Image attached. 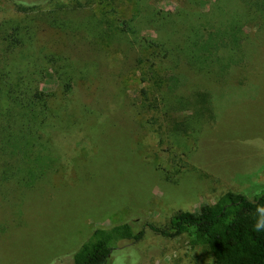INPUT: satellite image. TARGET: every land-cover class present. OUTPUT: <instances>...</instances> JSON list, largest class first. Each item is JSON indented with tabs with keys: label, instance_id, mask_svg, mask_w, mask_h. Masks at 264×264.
Listing matches in <instances>:
<instances>
[{
	"label": "rangeland",
	"instance_id": "rangeland-1",
	"mask_svg": "<svg viewBox=\"0 0 264 264\" xmlns=\"http://www.w3.org/2000/svg\"><path fill=\"white\" fill-rule=\"evenodd\" d=\"M142 1L145 5L135 8L134 0H119L114 13L106 2L92 10L95 17L105 15L117 24L142 8L175 13L189 4L193 22L179 19L183 27L175 33L186 36L192 34L189 25L203 30L205 19L220 26L246 14L239 0ZM12 2L0 0V24H20L23 52L44 71L43 53L29 39L26 21L14 16ZM57 7L55 2L43 9ZM262 24H249L242 44L244 62L221 80L178 67L182 68L181 92L207 89L215 113L214 122L179 138L147 124L149 115L138 118L132 106L142 100L138 89L150 87L166 67L156 58H147L151 50L136 64L139 48L131 43L106 46L111 28L105 26L99 43L91 38L77 45L56 40L55 51L91 73L84 85L79 82L70 93L53 77L33 82L49 95L47 120L38 134L56 163L31 186H23L17 177L0 180V264H73V254L96 228L135 220L138 228L143 223L165 225L177 211L195 212L228 191L248 199L259 194L264 189ZM159 25L140 34L162 38L165 33ZM50 33L41 35L51 37ZM182 57L176 54L172 61ZM17 70L22 71V65ZM7 160L0 153V172ZM107 264L207 263L185 237L164 239L145 229L141 241H121Z\"/></svg>",
	"mask_w": 264,
	"mask_h": 264
},
{
	"label": "trees",
	"instance_id": "trees-1",
	"mask_svg": "<svg viewBox=\"0 0 264 264\" xmlns=\"http://www.w3.org/2000/svg\"><path fill=\"white\" fill-rule=\"evenodd\" d=\"M239 1L246 9L245 15L220 26L205 19L207 26L203 30V26L189 25L191 35L179 33L176 36L183 27L179 19L188 18L193 22L189 17V4L187 9L184 7L175 13L142 8L115 24L105 15L95 17L92 8L106 2L114 13L119 0H65L62 4L57 0H13L14 16L26 21L31 30L29 39L43 53L44 71L41 65L37 68L36 60L23 52L26 45L20 24H0V153L8 159L1 165L0 180L5 182L17 177L23 186H31L52 170L56 158L50 156L38 134L47 120L49 95L33 82L53 77L63 84L67 93L79 82L84 85L83 80L91 72L62 57L55 46L62 38L66 44L77 45L79 40L87 38L94 44L99 43L104 26L111 28L110 43L106 46L131 43L140 50L136 64L144 61L142 54L149 49L147 58H156L166 65L150 87L138 89L142 100L132 103L138 118L149 115L147 124L158 126L161 132L166 131L175 138L196 133L203 124L214 122L208 90L195 87L181 92L183 84L179 73L182 68H189L205 79L219 81L244 62L242 44L250 23L263 25L264 0ZM55 2L57 9H43L44 5ZM138 4L145 5L142 0H134L135 8ZM159 23H162L164 37L155 39L140 34L159 28ZM118 24L116 31L114 27ZM49 31L51 37L41 35ZM176 54L177 58L183 57L174 59L176 67H173L172 56ZM18 65H22L23 72L17 70ZM145 229L164 239L185 237L187 244L198 249L207 264H264V189L252 199L228 191L215 203L203 205L195 212L177 211L165 225L143 223L138 228L135 220L96 228L73 254V264H107L121 241L137 243L143 239Z\"/></svg>",
	"mask_w": 264,
	"mask_h": 264
}]
</instances>
